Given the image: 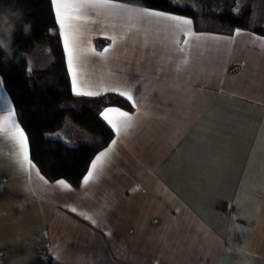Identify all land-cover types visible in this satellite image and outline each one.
I'll list each match as a JSON object with an SVG mask.
<instances>
[{
    "label": "crops",
    "instance_id": "crops-1",
    "mask_svg": "<svg viewBox=\"0 0 264 264\" xmlns=\"http://www.w3.org/2000/svg\"><path fill=\"white\" fill-rule=\"evenodd\" d=\"M114 2L124 5L115 15L89 12L81 24L83 47L90 34L109 51L82 56L77 78L137 103L101 109L132 120L93 155L83 177L116 141L87 185L63 189L25 170L0 87V264H264V35L197 30L189 15Z\"/></svg>",
    "mask_w": 264,
    "mask_h": 264
},
{
    "label": "trees",
    "instance_id": "trees-1",
    "mask_svg": "<svg viewBox=\"0 0 264 264\" xmlns=\"http://www.w3.org/2000/svg\"><path fill=\"white\" fill-rule=\"evenodd\" d=\"M119 1L189 15L197 30L229 32L248 27L264 35V0ZM6 7L22 11L23 20L17 23L7 50L0 48V75L18 123L29 138L30 159L48 180L61 178L77 186L93 155L113 136L100 116L101 109L107 105L128 109L130 104L113 92L97 97L72 93L51 0H0V10ZM29 22L31 30L25 34L23 24ZM104 42L95 39L96 47ZM39 48L47 52L48 60L30 65V53ZM64 123L65 129L68 125L83 127L87 140L70 142L53 135Z\"/></svg>",
    "mask_w": 264,
    "mask_h": 264
},
{
    "label": "snow or ice",
    "instance_id": "snow-or-ice-1",
    "mask_svg": "<svg viewBox=\"0 0 264 264\" xmlns=\"http://www.w3.org/2000/svg\"><path fill=\"white\" fill-rule=\"evenodd\" d=\"M175 3H179V0H173ZM51 5L55 14L56 25L59 29V39L63 45V51L66 59V66L69 76L71 78L72 91L75 96H87V97H97L104 95L107 92H113L118 96L123 97L129 103L136 107V100L134 94L129 91L119 90L116 88H106L96 91H84L81 89L77 78L76 63L80 58L86 54H95L100 57H104L109 51V48H104L103 51L97 52L94 48L90 46L91 35H87L86 39L89 42L87 48L82 46V36L84 33L81 29L82 23L88 22L89 12H95L97 15L101 14H113L112 11L117 7H124V5H118L114 0H51ZM141 17H156L158 19L167 20L174 22L177 26H187L190 30L192 25V20L182 16L168 14L162 11L150 10L147 8H142L140 10ZM27 32L28 30L25 29ZM50 34L55 35L54 30H50ZM235 35H240V30H237ZM105 39H112L113 43L116 42L115 37L105 36ZM9 52L11 49H8ZM31 72H29V76ZM3 86V81L0 79V87ZM15 110L11 104L8 107V115L5 117L9 121H13L11 128L9 129V135L14 144L19 148V155L22 157L25 170L28 168H35L36 165L30 159L29 153V138L26 134V130L15 121ZM101 118L112 128V130L119 135L121 129H127L130 127V122L132 117L130 114L117 107H106L100 112ZM116 141L113 140L109 145L108 149L100 152L92 160L90 168L87 174L83 177L82 184L87 185L93 178L94 171L97 169L103 161V158L108 155L112 150L113 145ZM39 175V172L37 171ZM43 179V177H41ZM45 183L48 181L45 179ZM57 185L63 189H70V185L63 179L58 180ZM76 211V209H72ZM95 223V221H93Z\"/></svg>",
    "mask_w": 264,
    "mask_h": 264
},
{
    "label": "clouds",
    "instance_id": "clouds-1",
    "mask_svg": "<svg viewBox=\"0 0 264 264\" xmlns=\"http://www.w3.org/2000/svg\"><path fill=\"white\" fill-rule=\"evenodd\" d=\"M23 20V12L19 9L13 10L10 7H6L0 10V48L7 50L13 33L16 31L17 23ZM25 29L28 31L26 32ZM23 30L25 34H28L31 30V24L24 23Z\"/></svg>",
    "mask_w": 264,
    "mask_h": 264
},
{
    "label": "rangeland",
    "instance_id": "rangeland-1",
    "mask_svg": "<svg viewBox=\"0 0 264 264\" xmlns=\"http://www.w3.org/2000/svg\"><path fill=\"white\" fill-rule=\"evenodd\" d=\"M239 2L245 3V0H239ZM48 56L49 55L47 54L46 51H42L39 48L37 50H34L33 53L32 52L30 53L28 62L30 65H42L48 60ZM65 120H67V118ZM65 125L66 124L64 123V126L57 128L55 132H52V134L60 135L63 137H68V134L70 135L74 134V141H80L81 138L84 136V134H88L87 131L81 126H73V129L67 130L65 129Z\"/></svg>",
    "mask_w": 264,
    "mask_h": 264
}]
</instances>
